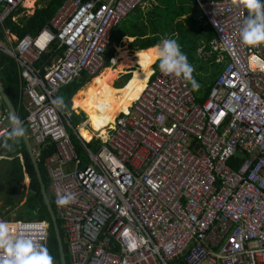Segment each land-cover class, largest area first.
<instances>
[{
    "label": "built area",
    "instance_id": "1",
    "mask_svg": "<svg viewBox=\"0 0 264 264\" xmlns=\"http://www.w3.org/2000/svg\"><path fill=\"white\" fill-rule=\"evenodd\" d=\"M24 1L0 0V51L17 65L15 109L37 161L55 146L42 160L70 264H264V0H195L213 32L198 53L226 58L207 98L165 63L89 139L59 92L105 66L112 28L142 0H64L18 37L4 21ZM15 129L0 99V159ZM48 228L0 217V264H51Z\"/></svg>",
    "mask_w": 264,
    "mask_h": 264
},
{
    "label": "trees",
    "instance_id": "2",
    "mask_svg": "<svg viewBox=\"0 0 264 264\" xmlns=\"http://www.w3.org/2000/svg\"><path fill=\"white\" fill-rule=\"evenodd\" d=\"M41 2V5L31 15H24L13 21L11 17L22 10L19 7L5 19V26L12 34L18 37H22L27 33L34 34L56 13L64 0H41ZM199 15L200 10L195 0H142L112 28L111 41L104 54L106 67L92 78L82 75L77 81H73L61 88L59 97L62 93H65L64 102H59L62 109L66 111L70 108L71 98L72 109L77 113H84L86 110L93 111L99 107L105 108L106 117L102 125L105 132L107 128L113 126L115 117L122 112H126L139 95L152 72L151 64L158 58L161 59L155 63L156 69L165 63H173L186 80L196 100L203 102L221 73L226 58L222 60L223 62L217 63L214 57L209 58V60H203L202 55L198 53L199 40L208 41L213 36L211 28L208 25H202ZM197 22L199 26L198 24L196 25ZM124 35L136 36L138 40L133 42V44L135 43L137 48L146 49L128 54L122 46H116L119 55L113 56L114 45L119 43L120 38ZM0 36H2L1 33ZM164 39H168L170 44L179 49L180 53L177 57H179L180 61L183 60L184 63H178V60L173 61L170 57L164 58L168 54V43L161 48L155 46ZM51 53L50 51L42 53L41 57L36 61V65L49 64ZM138 60H141L143 66L135 70L134 77L130 75L124 86L114 87L112 85L114 79L124 70L120 66L123 65L126 68L133 69ZM117 62L119 64L118 68L114 69ZM127 76L129 75L127 74ZM86 77H88L87 80H85ZM0 81L9 101L14 107H17L19 86L17 65L13 58L2 51H0ZM82 81L86 83L81 87L82 84L80 83ZM83 113L73 114V117L84 116ZM18 117L23 118L21 111H19ZM90 144L92 143L90 142ZM4 148L10 158L0 159V209L4 210L6 208V212L10 213L13 211L18 219L40 218L49 222L48 258L52 261V264H61L59 245L54 227H52L49 214L43 202L30 157L17 129L10 133L4 142ZM54 150L55 146L52 144L48 148L42 149L38 166L48 198L55 209L49 191V177L42 160L45 155ZM18 153H21L23 161L20 160ZM24 171L29 176L27 192H24V189L20 190ZM6 217L8 218L9 216ZM58 223L61 226L60 221ZM60 231L62 238H64L62 227H60ZM64 249L66 263L70 264L66 243H64Z\"/></svg>",
    "mask_w": 264,
    "mask_h": 264
},
{
    "label": "rangeland",
    "instance_id": "3",
    "mask_svg": "<svg viewBox=\"0 0 264 264\" xmlns=\"http://www.w3.org/2000/svg\"><path fill=\"white\" fill-rule=\"evenodd\" d=\"M41 3H42L41 0H35L32 7H26V5H23L22 10L18 13L17 17H21V16H24V15L25 16L26 15H31L34 12V10L38 6L41 5ZM197 24L199 26L198 22L196 23V25ZM128 41L129 40L127 38L122 39V47L124 49H126L128 54H130V53H132L133 50L130 49V47L128 45ZM168 41L169 40L162 41L161 45L162 46L167 45ZM168 45H169V43H168ZM169 48L172 50V53L170 54L171 59L173 61L178 60L177 61L178 63H184L183 60L180 61L179 57H177V54L180 53L179 49H177V47H175L172 44L169 45ZM114 50L115 51H114L113 56H115L116 54L119 55L117 53L119 51L116 49V47L114 48ZM164 58H166V57H164ZM110 61H111V58H110ZM154 67L155 66H152L151 69L154 68ZM129 69L130 68H124L123 72H121L120 74L117 75V77L113 81V86L114 87H121L122 85H124L125 81L128 79L127 72L129 73V71H128ZM129 74L131 75V73H129ZM87 79H88V77L85 78V80H87ZM80 84H82L81 85V87H82L85 84V81L84 82L82 81ZM64 100H65V93H62V95L59 97V102H64ZM104 112H105V108L99 107L97 109V111L87 112V117L88 118H86V115L85 116H81L80 115V116L75 117V118L73 117L72 125L76 126V129L79 128L80 134L83 135V137L85 139H89L92 136L93 133H103L104 127L102 125H103V123L105 121V117H106ZM98 113L101 114V115L100 116L97 115ZM85 120H86V122L84 123L85 125L81 124V122H83ZM69 132H71L70 129H69ZM27 185L28 184H26L24 181H22V183L20 185V190L24 189V192H27ZM49 190H50V186H49ZM0 207H1V201H0ZM6 216H14V212L13 211L11 213L10 212H6V208L4 210L0 209V217L1 218H5ZM50 263L52 264L51 260H50Z\"/></svg>",
    "mask_w": 264,
    "mask_h": 264
},
{
    "label": "water",
    "instance_id": "4",
    "mask_svg": "<svg viewBox=\"0 0 264 264\" xmlns=\"http://www.w3.org/2000/svg\"><path fill=\"white\" fill-rule=\"evenodd\" d=\"M16 42H17V40H14V43H16ZM171 53H172V50L168 49V54H171ZM0 99L2 101V104L6 107L9 117L14 120V122L16 124V129L19 132V134L23 140V143L25 145V148L27 150V153L30 157L31 163H32L34 171H35V175H36L38 183H39V189H40V192H41V195L43 198V202H44L46 209H47V212L49 214V218L51 220L52 227H54V231H55L56 238H57L58 245H59L61 264H67L66 263V254H65V249H64V242H63V238L61 235L60 226L58 223V219L56 216L55 209H54V207H52L51 201L48 198V195H47V192L45 189V184L42 180L41 172H40V169L38 166L37 158L33 152L30 139L28 138V136L25 132V129L22 126V124L20 123L19 117L17 116V111H16L15 107L11 104V102L9 101L1 81H0Z\"/></svg>",
    "mask_w": 264,
    "mask_h": 264
},
{
    "label": "crops",
    "instance_id": "5",
    "mask_svg": "<svg viewBox=\"0 0 264 264\" xmlns=\"http://www.w3.org/2000/svg\"><path fill=\"white\" fill-rule=\"evenodd\" d=\"M124 38H127L129 41H128V45H129V47H130V49H132L133 51H132V53L133 52H135V51H138V50H142V49H146V48H137L136 47V44L134 43L133 44V42H137V40H138V38H136V36H130V35H124V36H122L121 38H120V41H119V43H117V44H115L114 45V48L116 47V46H118V47H121L122 46V39H124ZM164 40H166V39H164ZM164 40H162V41H164ZM168 40V39H167ZM162 41L158 44V45H155V46H158V47H162V45H161V43H162ZM168 43H169V45H170V42L168 41ZM169 45H168V49H170L169 48ZM150 47H154V46H150ZM150 47H148V48H150ZM115 51V50H114ZM114 54V53H113ZM131 54V53H130ZM177 56H178V54H177ZM170 57V54H167V57L166 58H169ZM112 58V57H111ZM171 58V57H170ZM160 58H158L155 62H153L152 64H151V66H150V68L152 67V66H155V63L159 60ZM136 61V60H135ZM138 63V64H137ZM109 64H110V59H109ZM118 62L116 63V65H115V67H114V69L115 68H118ZM143 65H142V63H141V60H138L137 62H136V65H135V68H131V69H129L128 71H129V73H131V77L133 76L134 77V72H135V70H137L139 67H142ZM104 67H106V66H104ZM103 67V68H104ZM121 67V69H124V68H126V67H124L123 65L122 66H120ZM120 69V70H121ZM152 71L153 70H156V66L154 67V68H152L151 69ZM119 71V70H118ZM148 71H149V68H148ZM111 72H112V70H111ZM128 72H127V74H129ZM152 73V72H151ZM122 75V74H121ZM146 75V74H145ZM151 75V74H150ZM150 75H149V77H150ZM129 77H130V74H129V76H128V79H129ZM91 78V77H90ZM128 79L125 81V83L128 81ZM86 83V82H85ZM125 83H124V85H125ZM112 85H113V83H112ZM123 85V86H124ZM122 87V86H121ZM119 88V87H118ZM74 95H75V93H74ZM73 95V96H74ZM72 96V97H73ZM70 108L72 109V98H71V105H70ZM69 108V109H70ZM98 109V108H97ZM97 109H95V110H93V111H97ZM73 110V109H72ZM107 111V110H106ZM87 112H92L91 110H86L84 113L83 112H80V113H83L84 114V116L86 115V118H88L87 117ZM77 113V112H76ZM80 113H78V114H80ZM105 114V113H104ZM97 115H101V114H97ZM85 118V119H86ZM86 122V120L85 121H83V122H81V124H83V125H85L84 123ZM80 127V126H79ZM103 128V127H102ZM79 130V129H78ZM99 132V131H98ZM103 132H104V129H103ZM80 133V132H79ZM21 161H23L22 159H20ZM45 171H46V169H45ZM25 172L26 171H24V174H25ZM27 173V172H26ZM46 173H47V171H46ZM24 174H23V176H24ZM47 176H48V173H47ZM49 177V176H48ZM49 185H50V180H49Z\"/></svg>",
    "mask_w": 264,
    "mask_h": 264
},
{
    "label": "bare ground",
    "instance_id": "6",
    "mask_svg": "<svg viewBox=\"0 0 264 264\" xmlns=\"http://www.w3.org/2000/svg\"><path fill=\"white\" fill-rule=\"evenodd\" d=\"M35 0H25L23 5H26V7H32ZM103 69V68H102ZM101 69V70H102ZM95 76V75H94ZM93 76V77H94Z\"/></svg>",
    "mask_w": 264,
    "mask_h": 264
},
{
    "label": "clouds",
    "instance_id": "7",
    "mask_svg": "<svg viewBox=\"0 0 264 264\" xmlns=\"http://www.w3.org/2000/svg\"><path fill=\"white\" fill-rule=\"evenodd\" d=\"M23 6H21V8H22ZM16 15H18V14H16ZM16 18H18L17 16H16ZM202 23V22H201ZM18 156H19V158L20 159H22V155H21V153H18ZM7 158H10V157H7ZM63 242H64V240H63Z\"/></svg>",
    "mask_w": 264,
    "mask_h": 264
},
{
    "label": "flooded vegetation",
    "instance_id": "8",
    "mask_svg": "<svg viewBox=\"0 0 264 264\" xmlns=\"http://www.w3.org/2000/svg\"><path fill=\"white\" fill-rule=\"evenodd\" d=\"M161 59V58H160Z\"/></svg>",
    "mask_w": 264,
    "mask_h": 264
}]
</instances>
